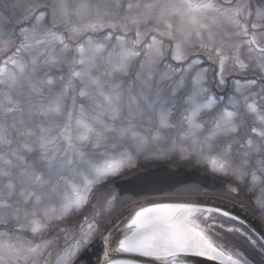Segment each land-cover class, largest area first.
<instances>
[{"label":"snow or ice","instance_id":"obj_1","mask_svg":"<svg viewBox=\"0 0 264 264\" xmlns=\"http://www.w3.org/2000/svg\"><path fill=\"white\" fill-rule=\"evenodd\" d=\"M147 163L204 174L160 203ZM242 197L264 222V0H0V264H264Z\"/></svg>","mask_w":264,"mask_h":264},{"label":"water","instance_id":"obj_2","mask_svg":"<svg viewBox=\"0 0 264 264\" xmlns=\"http://www.w3.org/2000/svg\"><path fill=\"white\" fill-rule=\"evenodd\" d=\"M203 174L195 170L177 171L167 167L151 169L143 173H138L128 180H123V187L134 188L137 190H151L150 195L157 202L180 201L179 199H169L167 197H156L167 192H172L178 187L190 183H197ZM138 198V197H137ZM213 204L220 205L222 209L228 210L246 221L248 227L257 234H264V223L250 211L233 202L224 200H214ZM150 206V205H147ZM98 246V245H97ZM92 253L89 254V256ZM89 256L86 258L88 259ZM194 262L198 264H211L204 258H195Z\"/></svg>","mask_w":264,"mask_h":264},{"label":"trees","instance_id":"obj_3","mask_svg":"<svg viewBox=\"0 0 264 264\" xmlns=\"http://www.w3.org/2000/svg\"><path fill=\"white\" fill-rule=\"evenodd\" d=\"M152 166H155L153 164H151ZM183 189V188H182ZM234 202L243 205L244 207H246L247 209H249V204L251 203V201L246 198V197H242L240 200H234ZM234 224L235 227L241 228V231H245L247 232L249 229H247L244 226H241V224H238L237 222H232ZM253 239H255V237L253 236ZM241 250L244 251L245 255H248V249L246 248V246L241 245ZM251 259V257H249ZM258 257H257V261H258ZM255 264V262H254Z\"/></svg>","mask_w":264,"mask_h":264},{"label":"bare ground","instance_id":"obj_4","mask_svg":"<svg viewBox=\"0 0 264 264\" xmlns=\"http://www.w3.org/2000/svg\"><path fill=\"white\" fill-rule=\"evenodd\" d=\"M170 203H178V202H170ZM151 206V205H150ZM222 211H228V210H225V209H222ZM230 212V211H228ZM232 216H235V217H238L239 218V221L242 222L243 224H247L245 220H243L241 217L237 216L236 214L230 212ZM99 250V245L97 246L96 250L95 251H98ZM95 251L92 252V254L89 256V258L87 259L88 260V264H95V259H96V256H95ZM128 256H134L135 254H127ZM143 259V260H141ZM140 260L143 261L145 263V261L149 258H141ZM157 264H159V262H157ZM192 264H198L196 262H192Z\"/></svg>","mask_w":264,"mask_h":264},{"label":"rangeland","instance_id":"obj_5","mask_svg":"<svg viewBox=\"0 0 264 264\" xmlns=\"http://www.w3.org/2000/svg\"><path fill=\"white\" fill-rule=\"evenodd\" d=\"M148 164L149 163H147V164H142V167H144V166H148ZM158 166H160V165H158ZM140 166H138V167H133V168H130V169H128V171L127 172H129V175L130 174H132V173H130L131 172V170H135V169H137V168H139ZM142 167H141V169H142ZM200 171V170H199ZM190 185H194V184H190ZM182 189V188H181ZM185 194H187V193H182V195H185ZM259 216V215H258ZM234 258H238V257H234Z\"/></svg>","mask_w":264,"mask_h":264}]
</instances>
